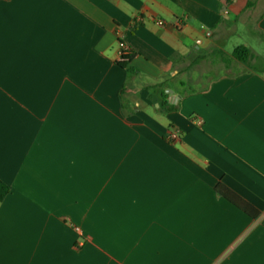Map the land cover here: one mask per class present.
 Instances as JSON below:
<instances>
[{
	"label": "crops",
	"instance_id": "0c3cea01",
	"mask_svg": "<svg viewBox=\"0 0 264 264\" xmlns=\"http://www.w3.org/2000/svg\"><path fill=\"white\" fill-rule=\"evenodd\" d=\"M0 180V264H264V0H0Z\"/></svg>",
	"mask_w": 264,
	"mask_h": 264
},
{
	"label": "trees",
	"instance_id": "16d2710c",
	"mask_svg": "<svg viewBox=\"0 0 264 264\" xmlns=\"http://www.w3.org/2000/svg\"><path fill=\"white\" fill-rule=\"evenodd\" d=\"M232 56L237 61L247 63L251 57V54H250V51L246 47L239 45L233 49ZM129 60H130V56L128 55L126 57H122L121 60L117 62V64L121 67H124L125 64ZM160 107H162L164 109H168L172 106L163 103V104H160ZM214 191L218 195H220L221 197L226 199L228 202H230L232 205H234L236 208L240 209L245 214L250 216L251 218L254 219V218L258 217L259 212L253 206H251L249 203L245 202L243 199H241L235 193L230 191L224 185H222V184L216 185ZM9 192H10L9 186L0 180V202H2L4 200V198L8 195Z\"/></svg>",
	"mask_w": 264,
	"mask_h": 264
},
{
	"label": "built area",
	"instance_id": "2783aa9c",
	"mask_svg": "<svg viewBox=\"0 0 264 264\" xmlns=\"http://www.w3.org/2000/svg\"><path fill=\"white\" fill-rule=\"evenodd\" d=\"M185 21H186V18L181 17V16H176V17H174L172 19V25L175 28H179V27H181L184 24ZM155 24L158 25V26H163L164 25V21L161 20V19H156L155 20ZM128 55H129L128 48L125 46V44L122 41H118V61H120L122 57H126ZM166 138L169 141H173V140L177 139V130L170 131L167 134Z\"/></svg>",
	"mask_w": 264,
	"mask_h": 264
},
{
	"label": "rangeland",
	"instance_id": "374dc122",
	"mask_svg": "<svg viewBox=\"0 0 264 264\" xmlns=\"http://www.w3.org/2000/svg\"><path fill=\"white\" fill-rule=\"evenodd\" d=\"M237 41H239V40H237Z\"/></svg>",
	"mask_w": 264,
	"mask_h": 264
}]
</instances>
